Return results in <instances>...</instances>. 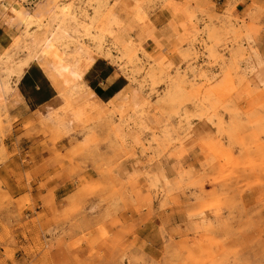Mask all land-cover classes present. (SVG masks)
<instances>
[{
  "label": "rangeland",
  "instance_id": "obj_1",
  "mask_svg": "<svg viewBox=\"0 0 264 264\" xmlns=\"http://www.w3.org/2000/svg\"><path fill=\"white\" fill-rule=\"evenodd\" d=\"M0 1L12 3L22 26L0 53V79L8 88L11 75H21L29 62H40L56 46L58 63L63 52L70 57L64 66L56 63L58 71L78 73L76 62L87 65L101 55L128 70L133 89L140 91L138 99L113 109L90 104L81 84L60 94L59 114L66 123L71 118L73 134L82 137L81 143H70L66 159L79 155L82 168L103 176L85 181L89 191L83 195L96 189L113 207L149 209L152 216L158 202L182 215L177 224L161 225V240H150L156 248L151 254L146 241L123 238L139 225L127 229L115 222L114 235L98 226L103 242L116 252L109 264H264V50L257 46L258 27L232 16L230 8L216 14L215 4L180 8L184 18L174 25L166 48L149 30L135 33L136 26L149 23L159 0ZM145 37L155 45L144 48ZM6 120L1 106L0 140ZM193 121L214 129V135H199V171L184 168L185 152L175 147L196 131ZM162 158L173 160L168 175ZM123 159L134 160L131 171H123L122 179L112 176ZM112 214V208L106 212ZM99 260L107 264L104 257ZM30 264H47L46 256H34Z\"/></svg>",
  "mask_w": 264,
  "mask_h": 264
},
{
  "label": "crops",
  "instance_id": "obj_2",
  "mask_svg": "<svg viewBox=\"0 0 264 264\" xmlns=\"http://www.w3.org/2000/svg\"><path fill=\"white\" fill-rule=\"evenodd\" d=\"M210 4H215L216 14L230 8L232 16L258 27L257 46L264 50V0H159L156 8L149 12V23L143 28L136 26L135 33L149 30L169 48L174 39V25L184 18L177 9L191 10ZM15 15L12 3L0 1V53L11 46L13 38L21 31ZM153 45L155 41L151 37L142 40L144 48ZM56 48L54 46L40 62H29L21 75H11L10 88L0 79V107L6 112L8 129L0 140V197L4 198L0 199V264H30L34 256L41 253L46 256L47 264H99L100 257L109 264V257L116 252L106 245L109 242H103L106 240L99 235L97 227L105 226L114 235L118 233L117 227L112 226L115 222L127 229L139 225L123 238L128 243L135 239L146 241L144 245L150 250L146 254H151V248H156L151 247L150 240H161V225L177 224L182 215L176 208L161 209L158 202L152 206L155 209L152 216L149 209L135 213L122 205L113 207L101 199L96 189L92 194L83 195L89 191L85 181H100L103 176L92 167L82 168L79 155L72 161L66 159L70 143H81L82 137L73 134L72 119L66 123L58 112L63 103L61 91H77L80 84L90 104L95 107L110 104V109L124 101L138 99L140 91L133 89L128 70L101 55L94 56L87 65L76 62L78 73L69 75L58 71L56 63L64 66L63 59L70 57L58 49L63 52V59L59 58L58 63L53 55ZM27 54L24 52L19 60ZM172 60L177 62L175 57ZM193 110L188 106L187 111ZM223 122H228V116L223 115ZM193 123L198 125L196 131L175 147L185 152L181 158L183 167L199 171L198 163L203 159L197 145L199 135L203 132L214 135V129L208 123ZM133 134L131 131L130 135ZM54 136L55 140L51 141ZM51 145L57 151H53ZM172 161L160 160L165 175ZM133 162V159H123L112 176L122 179L123 171L130 172ZM111 208L113 214L107 217L106 212ZM7 240H12L14 245H7ZM41 247L45 248L44 253Z\"/></svg>",
  "mask_w": 264,
  "mask_h": 264
},
{
  "label": "bare ground",
  "instance_id": "obj_3",
  "mask_svg": "<svg viewBox=\"0 0 264 264\" xmlns=\"http://www.w3.org/2000/svg\"><path fill=\"white\" fill-rule=\"evenodd\" d=\"M39 57H40V55H37V56L35 57V60H39Z\"/></svg>",
  "mask_w": 264,
  "mask_h": 264
}]
</instances>
